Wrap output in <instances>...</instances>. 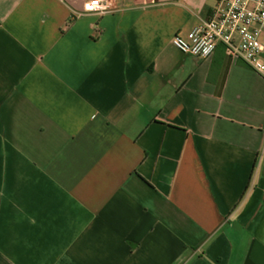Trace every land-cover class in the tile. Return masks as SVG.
<instances>
[{"label":"crops","instance_id":"0c3cea01","mask_svg":"<svg viewBox=\"0 0 264 264\" xmlns=\"http://www.w3.org/2000/svg\"><path fill=\"white\" fill-rule=\"evenodd\" d=\"M87 1L0 0V264H264V76L172 44L220 0Z\"/></svg>","mask_w":264,"mask_h":264},{"label":"built area","instance_id":"2783aa9c","mask_svg":"<svg viewBox=\"0 0 264 264\" xmlns=\"http://www.w3.org/2000/svg\"><path fill=\"white\" fill-rule=\"evenodd\" d=\"M116 11L112 0H89L75 13L98 16ZM264 36V0H220L210 17L193 28L186 38L175 36L173 46L198 59L210 57L217 46H224L252 71L264 76L261 59Z\"/></svg>","mask_w":264,"mask_h":264}]
</instances>
